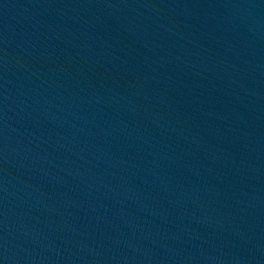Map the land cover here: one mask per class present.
<instances>
[{
  "label": "water",
  "instance_id": "water-1",
  "mask_svg": "<svg viewBox=\"0 0 264 264\" xmlns=\"http://www.w3.org/2000/svg\"><path fill=\"white\" fill-rule=\"evenodd\" d=\"M0 264H264V0H0Z\"/></svg>",
  "mask_w": 264,
  "mask_h": 264
}]
</instances>
